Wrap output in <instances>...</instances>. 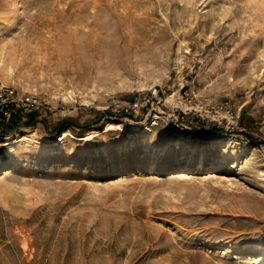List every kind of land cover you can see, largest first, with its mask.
Returning <instances> with one entry per match:
<instances>
[{"label": "rangeland", "instance_id": "obj_1", "mask_svg": "<svg viewBox=\"0 0 264 264\" xmlns=\"http://www.w3.org/2000/svg\"><path fill=\"white\" fill-rule=\"evenodd\" d=\"M0 85V264H264V0H0Z\"/></svg>", "mask_w": 264, "mask_h": 264}, {"label": "built area", "instance_id": "obj_2", "mask_svg": "<svg viewBox=\"0 0 264 264\" xmlns=\"http://www.w3.org/2000/svg\"><path fill=\"white\" fill-rule=\"evenodd\" d=\"M150 94L152 99L157 98V89H154ZM42 107L40 99L35 95L20 93L12 87L0 85V126L3 127V125L10 119L11 115L17 111L23 114H28L38 111ZM137 108V102L129 103L127 108H125V112L128 114L129 110H135Z\"/></svg>", "mask_w": 264, "mask_h": 264}, {"label": "bare ground", "instance_id": "obj_3", "mask_svg": "<svg viewBox=\"0 0 264 264\" xmlns=\"http://www.w3.org/2000/svg\"><path fill=\"white\" fill-rule=\"evenodd\" d=\"M172 100V97H169L168 98V101L170 102ZM173 105H174V102L172 103ZM171 104V105H172ZM190 109V108H189ZM199 110V109H198ZM109 126H110V128H113V125L112 124H109ZM108 128V127H107ZM109 128V129H110ZM146 132H151L150 131V129L147 127L146 128V130H145ZM67 137V135L66 134H64L58 141H54V142H52V143H50L49 145H47V147H48V149H52L53 150V147H59V146H61L62 145V141L65 139ZM69 137V136H68ZM142 138H144V140H142V141H146V139H145V137L143 136ZM25 139H23V138H17V139H15L14 141H11L9 138L8 139H6L5 141H4V145H5V147H6V152L9 154V156L11 157V158H13V157H15V153H16V148H17V146L19 145V144H22L23 143V141H24ZM27 143V142H26ZM37 149V148H36ZM176 150H178L179 149V147H177L176 146V148H175ZM2 167H4V164H2V163H0V168H2ZM186 169H188V167L186 168V167H181V170H186ZM203 170L204 169V164L202 163V162H199V163H197V164H195V165H193V166H191V167H189V169L187 170V171H185V172H189L190 173V171L191 172H195V171H199V170ZM259 175V174H258ZM259 177V179H258V182L259 183H261V184H264V174H260V176H258Z\"/></svg>", "mask_w": 264, "mask_h": 264}, {"label": "trees", "instance_id": "obj_4", "mask_svg": "<svg viewBox=\"0 0 264 264\" xmlns=\"http://www.w3.org/2000/svg\"><path fill=\"white\" fill-rule=\"evenodd\" d=\"M27 118H28V122L29 123H31V121L33 120V118H34V114H29L28 116H27ZM217 135V134H216Z\"/></svg>", "mask_w": 264, "mask_h": 264}]
</instances>
